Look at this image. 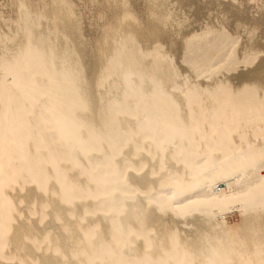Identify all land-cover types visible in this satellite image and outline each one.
<instances>
[{"label": "bare ground", "instance_id": "obj_1", "mask_svg": "<svg viewBox=\"0 0 264 264\" xmlns=\"http://www.w3.org/2000/svg\"><path fill=\"white\" fill-rule=\"evenodd\" d=\"M0 264H264V0H0Z\"/></svg>", "mask_w": 264, "mask_h": 264}]
</instances>
